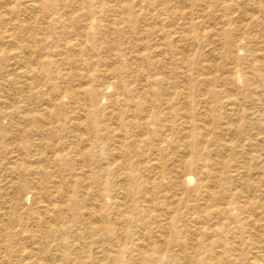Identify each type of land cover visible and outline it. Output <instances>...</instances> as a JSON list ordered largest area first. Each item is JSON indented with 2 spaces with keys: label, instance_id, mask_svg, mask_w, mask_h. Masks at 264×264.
Wrapping results in <instances>:
<instances>
[{
  "label": "rangeland",
  "instance_id": "374dc122",
  "mask_svg": "<svg viewBox=\"0 0 264 264\" xmlns=\"http://www.w3.org/2000/svg\"><path fill=\"white\" fill-rule=\"evenodd\" d=\"M264 264V0H0V264Z\"/></svg>",
  "mask_w": 264,
  "mask_h": 264
},
{
  "label": "bare ground",
  "instance_id": "6f19581e",
  "mask_svg": "<svg viewBox=\"0 0 264 264\" xmlns=\"http://www.w3.org/2000/svg\"><path fill=\"white\" fill-rule=\"evenodd\" d=\"M255 264H259V263H256V262H255ZM261 264H262V263H261Z\"/></svg>",
  "mask_w": 264,
  "mask_h": 264
}]
</instances>
